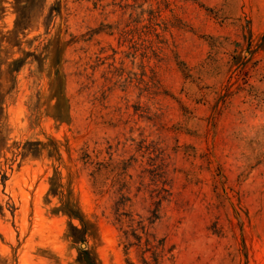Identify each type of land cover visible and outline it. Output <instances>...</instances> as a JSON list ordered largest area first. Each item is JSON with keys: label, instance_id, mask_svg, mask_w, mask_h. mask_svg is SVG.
I'll list each match as a JSON object with an SVG mask.
<instances>
[{"label": "rangeland", "instance_id": "obj_1", "mask_svg": "<svg viewBox=\"0 0 264 264\" xmlns=\"http://www.w3.org/2000/svg\"><path fill=\"white\" fill-rule=\"evenodd\" d=\"M0 264H264V0H0Z\"/></svg>", "mask_w": 264, "mask_h": 264}]
</instances>
